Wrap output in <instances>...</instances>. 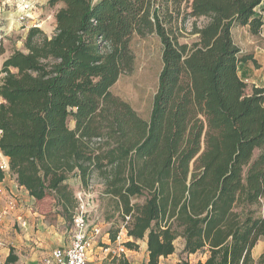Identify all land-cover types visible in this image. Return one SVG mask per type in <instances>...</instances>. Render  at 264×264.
<instances>
[{"label":"trees","instance_id":"1","mask_svg":"<svg viewBox=\"0 0 264 264\" xmlns=\"http://www.w3.org/2000/svg\"><path fill=\"white\" fill-rule=\"evenodd\" d=\"M263 4L48 0L56 8L52 34L30 27L23 50L0 68V152L10 176L36 202L51 196L71 221L77 194L97 182L122 219V246L137 251L145 241L148 264L174 254L178 238L181 258L205 257L197 264H264V255L252 257L264 240L256 214L264 198V87L245 94L240 69L256 60L234 40L238 28L261 34ZM152 35L161 70L144 120L111 89L134 70L133 38ZM17 261L10 251L3 264ZM108 264L130 263L121 253Z\"/></svg>","mask_w":264,"mask_h":264},{"label":"rangeland","instance_id":"2","mask_svg":"<svg viewBox=\"0 0 264 264\" xmlns=\"http://www.w3.org/2000/svg\"><path fill=\"white\" fill-rule=\"evenodd\" d=\"M8 5L12 6L11 4ZM53 10H56V8H53ZM29 24H32V22L30 21ZM19 25L21 26V24ZM192 40V38H185L181 42L190 44ZM234 40L240 49L256 55V65L252 62L248 63L249 76L244 81L247 85L245 94H249L252 87H264V47L262 49L258 47L261 42L264 43V37L260 39L261 42L258 39L256 41V38L248 33L247 28H238L234 31ZM131 45L135 55L134 70L131 74L121 76L112 87L111 92L113 95L127 102L142 119L148 120L153 97L157 89L158 75L161 70V46L157 37L153 35L146 38L134 37ZM69 182L74 192H77L81 188L77 179L72 177L69 179ZM101 190L102 188L97 182H94L92 189L89 190L91 197L88 199L87 206L89 210L88 226L89 228L98 227L101 229V235L98 238L96 247L103 246V238L106 237L110 240V235L115 233L116 230H120L117 234L116 242L111 243V250L115 252L113 253L114 256L121 254L117 251L119 247L118 243L126 242L127 238L123 229L122 219L115 212L113 203L100 195ZM143 201V197L132 200L133 203H142ZM30 207L32 213L37 215L38 220V222H35L31 226V222L26 219L29 223L28 225H30V232L33 231L35 233L36 231H40L45 233L47 228L52 227L57 232L55 239L61 240L55 243L53 248H56L57 244H65L67 239L71 238V231L73 229L71 216H62L60 207L56 205L51 196L39 202L35 201ZM256 214L264 217V198L261 200V205L257 208ZM28 232L16 225L14 226L7 220L0 221V239L9 253L13 251L18 257L16 264H20L18 262H31L30 257L33 254H36L38 257V252H40L41 256H43L50 253L53 249H41L37 252L30 241L31 237H26ZM118 237L119 240H117ZM181 242V239L178 238L174 244L178 246ZM138 243L140 244L141 242ZM261 255H264V240H260L252 250V257L255 261ZM197 257L199 256L193 257L192 262L186 261V258L183 257L181 262L158 261V264H197L195 262ZM90 262H98L96 259H93V253L90 257ZM134 263L148 264V262H144V258L141 255H139V261Z\"/></svg>","mask_w":264,"mask_h":264},{"label":"crops","instance_id":"3","mask_svg":"<svg viewBox=\"0 0 264 264\" xmlns=\"http://www.w3.org/2000/svg\"><path fill=\"white\" fill-rule=\"evenodd\" d=\"M35 11L31 14L32 23H40V29L48 36H50L54 30V14L55 12L53 9L48 5V0H35ZM264 8V4L262 5ZM16 12L14 11V8L10 5H7L5 7V12L3 14V22H2V31L0 35V68L5 59L9 57V55L14 50H23V43L24 39L26 37V34L30 28V24L28 28H22L16 21ZM264 26L262 28V32L258 37L256 38L260 40L264 37L263 32ZM261 42V40H260ZM260 49L264 47V43L261 42L258 46ZM256 47V48H258ZM240 49V48H239ZM240 51L244 54H252L246 52V50L240 49ZM253 55V54H252ZM253 58L256 60V55H253ZM249 62L241 66L240 69V76L245 81L247 77L249 76ZM2 100L0 99V103ZM35 200L31 198L28 193L22 188L17 185L14 179L11 178L9 172L0 174V210H6L7 214L0 219V221H9L14 226L24 229L26 231H29L26 237L30 236L31 243L35 250H48L55 246V243L60 242V239H55V236H57V232L52 228L49 227L46 229L45 233H42L40 231H36L33 233V231L30 232V228L28 225V221L31 222V226L34 225L35 222H38L37 215L35 213H32L31 207L32 204H34ZM28 219V221L26 220ZM38 226V225H37ZM32 229V228H31ZM107 236V234H106ZM1 240V239H0ZM127 241V239H126ZM181 243L175 246V252L174 254L166 257V258H160L159 262H181L183 258L180 257V254L183 250V244L184 241L181 239ZM70 238L67 239L65 244H57L56 248H53L50 253L54 249H63L67 246H69ZM97 242L93 245L91 252L89 253L88 257V264H108L109 260L112 258L114 251L111 250V241L109 238H103L102 243L103 246H97ZM175 243V242H174ZM139 248L137 251L134 250H126L124 252V256L129 261L130 264H136L134 262L139 261V255L144 258V262H148V255L146 251V244L145 241L138 243ZM8 249L3 248L0 251V256L3 260V263L5 259L8 256ZM50 253L41 256L42 254L38 252L39 256L37 257L36 254H33L30 257L31 262H18L20 264H40L41 261L44 258H47ZM93 253V259H96L98 262H90V257ZM197 257L198 261H203L205 259L204 256L201 255H190L186 257V261L192 262L193 257ZM16 264V263H15Z\"/></svg>","mask_w":264,"mask_h":264},{"label":"built area","instance_id":"4","mask_svg":"<svg viewBox=\"0 0 264 264\" xmlns=\"http://www.w3.org/2000/svg\"><path fill=\"white\" fill-rule=\"evenodd\" d=\"M34 2L35 0H0V35L2 31L3 14L8 4L14 6L13 8L16 12L15 21L21 24L22 28H28L30 21H32L31 14L36 8ZM30 25V27H40L39 22ZM8 172V159L0 152V174ZM90 189H92V186L89 187V190ZM90 197V191L77 194L79 204L73 217V229L71 231L69 246L63 249H54L40 264H88L89 253L101 235L100 228H89L88 226L87 206ZM6 214V210H0V219ZM117 240H119V237ZM118 245V253H124L126 250L122 246V242H119ZM3 248H5L4 243L0 240V251ZM0 264H3L1 256Z\"/></svg>","mask_w":264,"mask_h":264}]
</instances>
